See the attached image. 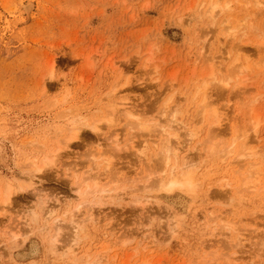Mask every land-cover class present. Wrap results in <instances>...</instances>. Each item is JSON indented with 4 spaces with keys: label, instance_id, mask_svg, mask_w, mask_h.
I'll list each match as a JSON object with an SVG mask.
<instances>
[{
    "label": "rangeland",
    "instance_id": "1",
    "mask_svg": "<svg viewBox=\"0 0 264 264\" xmlns=\"http://www.w3.org/2000/svg\"><path fill=\"white\" fill-rule=\"evenodd\" d=\"M165 138L189 188L164 187ZM8 186L0 264H264V0H0Z\"/></svg>",
    "mask_w": 264,
    "mask_h": 264
},
{
    "label": "bare ground",
    "instance_id": "2",
    "mask_svg": "<svg viewBox=\"0 0 264 264\" xmlns=\"http://www.w3.org/2000/svg\"><path fill=\"white\" fill-rule=\"evenodd\" d=\"M25 10L27 11V12H29V11H31L32 9H33V4L31 3V2H28L25 6ZM126 108V107H125ZM124 111H125V109H124ZM127 111V110H126ZM214 114H215V112H214ZM214 118H215V116H214ZM219 118V117H218ZM101 120V119H100ZM215 120H217V119H215ZM217 122V121H216ZM247 122H248V120H247ZM215 123V122H214ZM219 123V122H218ZM82 124V123H81ZM87 123L86 122H83V124L82 125H84V126H88V125H86ZM90 124V123H89ZM138 124V123H137ZM142 123L140 122V127H141V129H143V130H141L140 129V127H138L139 129H140V131H142V132H144L145 130L146 131H149V129H150V126H148V125H146L147 123H145V124H142ZM255 124L257 125V123L255 122ZM255 124H253L254 126H255ZM215 125V124H214ZM217 125V124H216ZM222 126V125H221ZM93 130H94V132L95 131H97V126L95 127V126H93L92 125V127H91ZM252 128V127H251ZM250 128V129H251ZM145 129V130H144ZM160 130H161V132H163V133H166V129L165 128H160ZM246 130H247V132H248V130L249 129H247L246 128ZM252 130V129H251ZM251 130H249V132H251ZM151 131V130H150ZM150 131H149V133H150ZM212 131V130H211ZM218 131V130H217ZM220 132V131H219ZM238 132V131H237ZM237 132H236V134H237ZM240 132V131H239ZM238 132V133H239ZM246 132V131H245ZM245 132H240V133H244V134H246ZM148 133V134H149ZM213 134H214V136H215V133H214V131L212 132ZM77 136V134L74 132L73 133V135H71V137H70V139H73L74 137L76 138V136ZM250 133H248V135H249ZM174 135H176V133L174 134ZM172 136L173 138H175L176 139V137L175 136ZM194 135L195 134H192V135H190V136H193L194 137ZM220 135V134H219ZM240 135V134H239ZM238 135V136H239ZM247 135V134H246ZM210 136H211V134H210ZM238 136H236V138L235 139H237V137ZM242 137H244V140L243 141H247V138H249L248 136H246L245 137V135L243 136L242 135ZM169 138H170V136H169ZM173 138H171V139H173ZM239 138H241L240 136H239ZM69 139V140H70ZM166 139V138H165ZM164 139V140H165ZM171 139H169V141L166 139L165 141H163L162 143V145H160V146H162V148L159 150L160 152H159V154L161 155L160 156V160H159V158L158 159H156L155 158V160H159L160 161V164H157V165H160V166H155L158 170H160V169H163V170H167L168 168H170L169 169V176L170 177H168V179L166 180V181H168V182H166L165 184L166 185H168V186H164L165 188H167V187H169L168 188V190L167 191H170V190H172V188L174 187V189H175V187H177L178 189L179 188H184V187H187V188H189V186L190 185H192V176L191 175H193V174H191V173H193L194 171H196V170H194L193 169V167L195 166V162L194 161H196V160H188L187 158H185V160H184V157L186 156V155H188V154H186L180 161H181V167H180V170L178 171V172H180L179 174L180 175H178L177 173L178 172H176V169H174V168H177V167H174L175 166V161H177L176 160V157H177V155H178V149H177V145L175 144H173L172 143V141H170ZM178 139V138H177ZM249 140V139H248ZM176 141V140H175ZM169 142H171V144H173V145H171ZM153 143V142H152ZM177 143V142H176ZM241 143H243V142H241ZM156 144V143H155ZM232 144H234V142L232 143ZM244 144V143H243ZM242 145V144H241ZM244 147H246L245 145L243 146V150L245 151V150H248V149H245ZM62 148V147H61ZM178 148H179V146H178ZM210 148H212V147H210ZM60 149V148H59ZM159 149V148H158ZM180 150H181V148H179ZM234 150V149H233ZM206 151V150H205ZM249 151H250V149H249ZM92 152V151H91ZM90 152V153H91ZM208 152H210V151H208ZM243 152V151H242ZM246 152V151H245ZM103 151H102V154H101V157L103 156ZM106 153V152H105ZM227 153V152H226ZM250 153H252V152H250ZM95 154V153H94ZM93 154V155H94ZM154 154H156V153H154ZM153 154V155H154ZM230 154V153H229ZM231 154H232V152H231ZM251 155V154H250ZM109 156V155H108ZM151 156V155H150ZM149 156V157H150ZM244 156V154L242 153L241 155H240V157H243ZM94 157V156H93ZM104 157H106V156H104ZM189 157H191V156H189ZM223 157V156H222ZM95 158V157H94ZM100 158V157H99ZM151 158H152V156H151ZM93 159V158H92ZM100 159H102V158H100ZM107 159L109 160V162L107 161ZM111 159V158H110ZM109 158H106V160L105 159H102V160H105L106 161V163H108V166H110V164H111V161L112 160H110ZM173 159V160H172ZM191 159H193V158H191ZM148 160H149V158H148ZM153 160H154V158H153ZM188 160V161H187ZM93 161H95V160H93ZM104 161V162H105ZM152 161V160H151ZM151 161H150V163H151ZM158 161V162H159ZM96 162V161H95ZM149 162V161H148ZM53 163V161H50V160H45L44 161V163H43V165H41V166H39V167H36L35 168V170H34V172L35 173H39V172H41L42 171V169L43 168H45L44 166H48V165H50V164H52ZM197 163H198V160H197ZM94 164H96V163H94ZM105 164V163H104ZM162 164V165H161ZM173 165V167H168L169 165ZM177 164H178V161H177ZM97 165H99V163L97 164ZM97 165H96V167H97ZM112 165V164H111ZM201 165V164H200ZM99 167V166H98ZM111 167V166H110ZM117 167V166H116ZM155 167H153V168H155ZM200 167V166H199ZM195 168V167H194ZM197 168V167H196ZM108 168H106L105 169V171L107 170ZM157 169H155V170H157ZM179 169V168H178ZM89 170V169H88ZM119 170V169H118ZM157 170V171H158ZM174 170H175V172H174ZM192 170H194L193 172H192ZM73 171V170H72ZM109 171H110V169H109ZM121 171V170H120ZM162 171V170H161ZM111 172V171H110ZM165 172V171H164ZM167 172V173H168ZM73 173H75V171H73ZM102 173V172H101ZM104 173V172H103ZM157 173V172H156ZM111 174V173H110ZM120 174V173H119ZM254 174V173H253ZM73 175V174H72ZM83 175V174H82ZM101 175V174H100ZM100 175L98 174V175H92V173H91V175H90V172L88 171V173H84V176L81 178V181L80 182H78V183H80V185L78 186V189H79V196H81L82 198H86V197H88V196H93L94 194H96L97 192H99V191H103V192H105L103 189H101L102 187H99L100 189L98 190V188L96 187V186H98L99 184V182H98V180L100 179L99 177H100ZM254 175H256V174H254ZM38 176H40V175H38ZM78 176H80V175H78ZM77 177V176H76ZM81 177V176H80ZM93 177H94V180L96 179H98L97 180V184H96V180L94 181V184L92 185V186H90V181H91V178H92V180H93ZM164 177V176H163ZM162 177V178H163ZM31 178V186L33 187V188H35L36 189V187H34L37 183H35V182H33V180H34V178H36L37 180H38V182H39V180H40V178L38 179L37 178V176H34V174H32V177H30ZM74 178H75V174H74ZM103 178V177H102ZM160 178V177H159ZM162 178H160V179H158V181H159V183H161V181L163 180ZM35 179V180H36ZM162 179V180H161ZM250 179H252V177H250V176H248V177H246V179H244L245 181V185L247 186L248 185V183L250 184V183H252L253 181H251ZM34 180V181H35ZM101 180V179H100ZM255 180V179H254ZM41 182V181H40ZM91 182H93V181H91ZM158 183V184H159ZM163 183H164V181H163ZM195 183V182H194ZM82 184H85L86 185V188H82ZM106 184V183H105ZM165 184H163V185H165ZM157 185V184H156ZM198 185V184H197ZM100 186V185H99ZM159 186H160V184H159ZM194 186H196V185H194ZM163 187V186H162ZM161 187V188H162ZM81 189H85L84 191H81ZM164 189V188H163ZM194 189V188H193ZM4 194H3V196L0 198V201L1 202H4V203H8L9 202V200H10V195H11V186H8L5 190H4ZM40 192V191H39ZM42 192V191H41ZM102 192V193H103ZM38 193V192H37ZM37 193H35V194H37ZM101 192H99V194H100ZM40 194V193H39ZM94 197H95V195H94ZM168 198V197H167ZM121 199H122V197H121ZM178 199V198H177ZM180 199V198H179ZM175 200L176 201V204L177 205H179L180 207H182V200ZM84 200H86V199H84ZM88 200H90V199H88ZM175 201L173 202V204H175ZM88 201H86V203H87ZM170 202V201H169ZM89 204H90V201L88 202ZM82 204V203H81ZM88 204V205H89ZM175 204V205H176ZM84 205V204H83ZM83 205H82V207H83ZM87 205V206H88ZM96 205V204H95ZM99 205V204H98ZM86 206V207H87ZM92 207V206H91ZM91 207H89V208H91ZM77 208V207H76ZM88 208V209H89ZM77 209H79V208H77ZM73 210V209H72ZM75 210V209H74ZM82 210V209H81ZM76 211V210H75ZM85 211H87V210H85ZM91 211V210H90ZM90 211L88 210L87 211V213H86V215H87V218L88 219H90V221L92 222V214L90 213ZM76 212H78V211H76ZM213 212V211H212ZM49 213H51V211L49 212ZM73 213H75V212H73ZM211 213V212H210ZM214 216H215V214H213ZM213 215H211V216H213ZM77 216V215H76ZM95 216V215H94ZM93 216V217H94ZM78 217V216H77ZM72 218V217H71ZM72 219H74V218H72ZM71 220V219H70ZM87 220V219H86ZM95 220V219H94ZM99 220V219H98ZM73 222V221H72ZM98 222V221H97ZM75 223V222H74ZM70 224V223H69ZM73 225V224H72ZM58 227V226H57ZM107 227V226H106ZM67 229V228H66ZM67 231V230H66ZM111 234H112V232H111ZM114 234V233H113ZM56 236V234L54 235V237ZM57 237V236H56ZM55 239V238H54ZM239 242H241V239H239ZM38 251V249H36V247H32L31 248V251H32V253H35V252H37ZM33 255V254H32ZM242 257V256H241ZM240 257V258H241ZM243 258V257H242ZM241 258V260H243ZM238 261L239 260H237L236 261V263H238ZM236 263H234V264H236Z\"/></svg>",
    "mask_w": 264,
    "mask_h": 264
}]
</instances>
